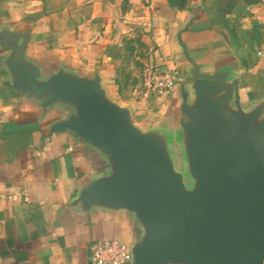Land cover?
I'll list each match as a JSON object with an SVG mask.
<instances>
[{
	"label": "crops",
	"instance_id": "crops-1",
	"mask_svg": "<svg viewBox=\"0 0 264 264\" xmlns=\"http://www.w3.org/2000/svg\"><path fill=\"white\" fill-rule=\"evenodd\" d=\"M0 27L28 32L25 58L44 76L59 67L98 71L107 93L117 90L114 64L125 44L147 48L157 69L181 75L189 67L182 30L199 67L238 79L243 109L264 95V0H0ZM5 55L0 49V264H90L95 243L117 239L129 247L140 230L128 214L64 211L105 163L70 134L41 145L61 117L54 108L42 118L36 104L8 88ZM177 87L170 101L151 96L128 105L132 119L174 129Z\"/></svg>",
	"mask_w": 264,
	"mask_h": 264
},
{
	"label": "water",
	"instance_id": "water-1",
	"mask_svg": "<svg viewBox=\"0 0 264 264\" xmlns=\"http://www.w3.org/2000/svg\"><path fill=\"white\" fill-rule=\"evenodd\" d=\"M181 73L174 129L143 131L112 100L98 71L59 67L44 76L25 58L28 32L0 27L6 85L43 118L60 108L45 139L70 134L103 159L105 172L85 181L64 211L126 213L140 230L129 264H264V95L243 109L238 79L201 68ZM182 151L184 171L170 147Z\"/></svg>",
	"mask_w": 264,
	"mask_h": 264
},
{
	"label": "rangeland",
	"instance_id": "rangeland-1",
	"mask_svg": "<svg viewBox=\"0 0 264 264\" xmlns=\"http://www.w3.org/2000/svg\"><path fill=\"white\" fill-rule=\"evenodd\" d=\"M131 47H133L134 50L131 51ZM125 48L127 49H124V51L118 52L116 54V62L114 66L116 70L117 90L116 92H109L108 96L118 104L128 107V105L138 103L140 102V99H142L141 81L143 79V74L145 72V69L153 64H151L148 57L147 48L141 46L134 47L130 44H125ZM179 77L181 79L180 74ZM180 82L177 83L174 89H176ZM173 91L167 95V101L171 100ZM179 101H181V95L178 92L177 102L175 103L174 108L176 111V115L179 109ZM53 111L57 113L55 114V117L62 118L65 115V111L61 110L60 108H56ZM54 112H52V114ZM49 119H51V116ZM133 123L136 126H140L139 128H141V130L143 131L149 130V128L143 125L140 119H138L137 117L133 120ZM170 151L176 169L179 171H184V160L180 147L176 144H173L170 147Z\"/></svg>",
	"mask_w": 264,
	"mask_h": 264
},
{
	"label": "built area",
	"instance_id": "built-area-1",
	"mask_svg": "<svg viewBox=\"0 0 264 264\" xmlns=\"http://www.w3.org/2000/svg\"><path fill=\"white\" fill-rule=\"evenodd\" d=\"M181 81L175 70H159L154 65L145 69L141 81V97L170 94ZM129 247L117 239L95 243L90 249V264H129Z\"/></svg>",
	"mask_w": 264,
	"mask_h": 264
}]
</instances>
